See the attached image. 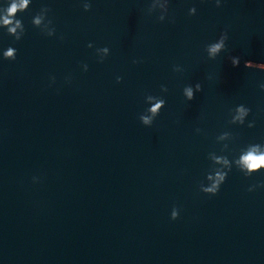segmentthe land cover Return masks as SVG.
I'll use <instances>...</instances> for the list:
<instances>
[{"label": "water", "instance_id": "water-1", "mask_svg": "<svg viewBox=\"0 0 264 264\" xmlns=\"http://www.w3.org/2000/svg\"><path fill=\"white\" fill-rule=\"evenodd\" d=\"M29 3L0 19V264H264V168L201 191L264 151V0Z\"/></svg>", "mask_w": 264, "mask_h": 264}, {"label": "clouds", "instance_id": "clouds-1", "mask_svg": "<svg viewBox=\"0 0 264 264\" xmlns=\"http://www.w3.org/2000/svg\"><path fill=\"white\" fill-rule=\"evenodd\" d=\"M30 3L29 0H10L9 5L4 9V15L3 17H0L3 21V26L7 28L8 33L12 34L15 33L17 27L22 26V22L18 19H16V16L19 12H23L28 9ZM217 6L219 7V0H217ZM84 9L87 11L90 9L89 4L84 5ZM195 11V8L190 9V14ZM38 23V21H36ZM11 26V27H10ZM24 30V29H23ZM227 33H223L218 42L212 43L208 46L207 51L209 58L215 59L221 50H225V41L227 40ZM17 40H19V37H16ZM92 44H89L88 47H91ZM106 53L109 54V49L107 47L102 48ZM5 57L9 60H15L16 58V49L9 47L5 51ZM232 65L234 67L239 65V57H230ZM103 61V58L101 59V62ZM246 67L249 68H258L262 71H264V63L261 64H253L251 61H248L245 63ZM87 71V65L85 66ZM120 77L117 78V82H120ZM262 88H264V85H261ZM162 91L166 92L167 88H164L162 86ZM202 91L201 84L197 83L195 86H186L183 90V95L186 97L188 101H191L195 97L196 92ZM156 100V102L153 104L151 101ZM149 104L151 105L146 111L149 113V115H141L140 120L141 122L146 125L150 126L153 123V120L156 116L159 115L161 109L165 106V100L162 98H157L153 96L148 97ZM237 111L240 113V116L238 119L240 120L241 124L244 123L243 116L247 114V111H250L249 109L246 111L243 108V105H240L237 107ZM249 127H253V124H249ZM198 131V129H197ZM261 146L260 144H253L249 145L247 149L241 152L239 156L238 162L236 160L229 161V159L224 157H217L216 160L219 163L221 160H223L224 165L220 169H214V174H209L207 176V179L211 182L209 186L205 187L201 185V191H203L206 194L216 195L220 189L221 184H223L227 177V172L224 170L225 167L228 171H231V164L236 163L238 168L244 172L245 176H251L254 173H258L261 171L262 168H264V151L260 150ZM260 187H264V183L259 185ZM252 188H249V191H252ZM179 216V212L177 209H173L171 213V218L173 220L177 219Z\"/></svg>", "mask_w": 264, "mask_h": 264}]
</instances>
